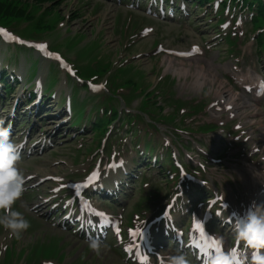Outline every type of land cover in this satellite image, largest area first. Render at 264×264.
Here are the masks:
<instances>
[{"label":"rangeland","instance_id":"rangeland-1","mask_svg":"<svg viewBox=\"0 0 264 264\" xmlns=\"http://www.w3.org/2000/svg\"><path fill=\"white\" fill-rule=\"evenodd\" d=\"M60 1V5H59V11H60V15L64 16L66 15L69 19L65 22V26L61 27L60 30H62V32H65L67 29V26L69 25V32H71L72 34H81V35H85L89 41H95L97 40V35L101 32V34L103 35V40L104 42H108L107 46H108V52L113 54L114 52H118L121 49V44L123 43L122 40V35H123V31L122 34H118L116 35L114 33L115 30H117V26H118V22H119V18L121 15L124 16V22H125V15L127 12L126 10H124L123 8H119L118 9V17H116L114 19L113 13L111 15L110 18H107L105 15V6L108 5H104L102 8L98 7L99 4H102L101 2H98L97 4L93 2V0H58ZM74 12H80V17L77 19L72 20V15ZM141 19H143V17H141ZM155 23V21H153ZM159 25H162V35L159 37L157 36L154 40H148L146 41L144 44H141L139 46H137L134 50V53L138 54V53H142L147 51L156 41H166L165 43H178V40H182L183 42L187 41V44H191L193 43L192 40L195 41H199L200 40V36H197L194 32H190V31H183L182 29L175 27V26H170V25H166L163 23H156ZM124 26V24H123ZM24 26L19 27L18 29H22ZM111 27H113V29H110ZM16 32V31H15ZM120 32V31H119ZM17 33V32H16ZM121 36V37H120ZM47 43H51L53 44V40H46ZM181 48V47H179ZM72 52V51H70ZM131 53V52H130ZM64 55L66 58L71 59V63H73V61L75 60V57L73 56V53L67 54L64 51ZM114 57V56H113ZM146 59V58H144ZM223 59L220 58L219 62H221ZM199 63H201L202 66H208L209 68H211V66L213 65L212 61L210 63L209 60L205 59L204 61H199ZM78 64V62H77ZM189 62L186 61L184 63V66H188ZM73 65H75L73 63ZM79 65V64H78ZM135 65H137L138 69L145 73V76L150 80V74L147 73L150 68L152 69V71L154 70V67L152 66V64H148L147 60L146 61H139L138 63H136ZM184 66L181 63L176 64V67H182L184 68ZM194 72V69L191 71V74L188 76V79L190 81H192V73ZM213 72V71H212ZM173 77H176L178 79V77L175 75L174 72H172ZM214 75H216V73L214 72ZM212 73L209 74L210 78L212 76H214ZM152 79V78H151ZM57 82V76L54 72L51 73V85H54ZM229 88V87H228ZM178 95H181V89L178 88ZM180 98V97H178ZM141 100H135L134 102L131 103V108H133L135 111L138 110L139 107V103ZM146 118V117H145ZM147 121L150 122L149 119L146 118ZM163 128L168 129L171 128V126H164ZM92 142V140H88V143ZM70 147H66L64 149H61L59 151H57L56 153H53L51 156V160H55V162L59 161V160H64L65 163H71L69 162L71 158H73L74 162H78L77 158H75V156H77L74 151H75V147L73 145H69ZM66 165V164H65ZM26 168H30L31 170H37V171H43V172H51L52 170H55L51 168L50 165H44L41 168L34 166V163H26L25 164ZM57 169V168H56ZM22 206H24V208L27 206V204L25 205L24 202H22L21 204ZM29 222V229L30 230H34L36 229V224L34 222H32L30 219H27ZM89 250H85V254L88 252ZM95 252L97 253V256H94L93 261L97 264H124L119 256L117 254H115L113 251H111L109 248L107 247H102L100 249L95 250ZM79 254L82 253V248L79 249Z\"/></svg>","mask_w":264,"mask_h":264},{"label":"clouds","instance_id":"clouds-1","mask_svg":"<svg viewBox=\"0 0 264 264\" xmlns=\"http://www.w3.org/2000/svg\"><path fill=\"white\" fill-rule=\"evenodd\" d=\"M10 129H0V227L9 231L12 236L19 237L22 231L29 228L28 220L11 206L21 197L24 189V179L20 175L15 163L19 158V145L10 140ZM236 242H243L246 249L251 250L250 264H264V204L253 205L236 222ZM88 247L98 250L100 241L89 237ZM162 264H189L182 253L167 256ZM205 264H242L238 259L237 250L210 252Z\"/></svg>","mask_w":264,"mask_h":264},{"label":"trees","instance_id":"trees-1","mask_svg":"<svg viewBox=\"0 0 264 264\" xmlns=\"http://www.w3.org/2000/svg\"><path fill=\"white\" fill-rule=\"evenodd\" d=\"M27 2L28 0H0V20L24 18L28 8ZM37 2L43 3L46 0H37Z\"/></svg>","mask_w":264,"mask_h":264},{"label":"bare ground","instance_id":"bare-ground-1","mask_svg":"<svg viewBox=\"0 0 264 264\" xmlns=\"http://www.w3.org/2000/svg\"><path fill=\"white\" fill-rule=\"evenodd\" d=\"M196 70H197V76H196V83L195 84L196 85H202L203 82H200V80H205V78L207 77L206 76L207 71L211 72V70L209 68L204 69L203 67H201L200 69L196 68ZM180 73H182V72H180ZM186 74H187V72L183 73V75H186ZM220 88H222V84H220ZM226 97L228 98L229 101H234L236 99V97H232L229 94L225 97L223 95L221 96V98H226Z\"/></svg>","mask_w":264,"mask_h":264},{"label":"snow or ice","instance_id":"snow-or-ice-1","mask_svg":"<svg viewBox=\"0 0 264 264\" xmlns=\"http://www.w3.org/2000/svg\"><path fill=\"white\" fill-rule=\"evenodd\" d=\"M0 35H7V33L3 32V30H0ZM56 59H60L59 57H56ZM98 177V174H96ZM210 250H214L215 252H219L221 250V247L218 242L211 241L210 243L204 245L202 251L205 257H207L210 254ZM233 252L235 254V249H233Z\"/></svg>","mask_w":264,"mask_h":264}]
</instances>
